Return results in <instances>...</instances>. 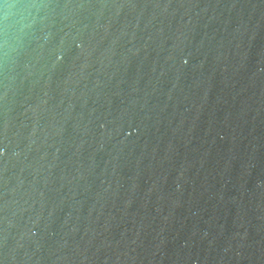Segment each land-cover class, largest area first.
<instances>
[{
	"label": "clouds",
	"instance_id": "1",
	"mask_svg": "<svg viewBox=\"0 0 264 264\" xmlns=\"http://www.w3.org/2000/svg\"><path fill=\"white\" fill-rule=\"evenodd\" d=\"M216 7L0 0V264H135V239L101 259L108 245L89 252L91 240L70 242L75 227L54 231L64 197L46 192L100 200L115 193L122 172L135 179L150 169L159 151L151 130L161 114L218 65L251 72L249 85L259 80L264 94V38L256 43L255 26L230 27ZM175 151L169 141L161 159ZM191 168L181 162L175 192L195 179ZM233 172L239 201L247 197L264 218V156L229 146L222 173Z\"/></svg>",
	"mask_w": 264,
	"mask_h": 264
},
{
	"label": "water",
	"instance_id": "2",
	"mask_svg": "<svg viewBox=\"0 0 264 264\" xmlns=\"http://www.w3.org/2000/svg\"><path fill=\"white\" fill-rule=\"evenodd\" d=\"M193 2L216 5L230 27L255 26L257 44L264 38V0ZM249 64H256L254 53ZM250 74L218 65L194 94L181 97L175 108L169 104L151 130L159 141L158 162L135 179L122 172L114 194L97 200L80 193L68 199L67 189L46 192L50 200L64 197L53 230L75 227L70 242L83 247L91 240L89 252L108 245L100 247L101 259L113 246L135 239V264H264V218L247 197L239 201L236 174L222 173L229 146L264 156V94L259 80L249 85ZM169 141L176 151L163 160ZM181 162L192 165L189 175L195 179L177 193Z\"/></svg>",
	"mask_w": 264,
	"mask_h": 264
}]
</instances>
